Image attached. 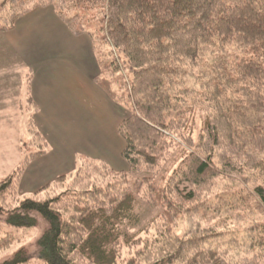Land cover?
<instances>
[{"label":"trees","instance_id":"obj_1","mask_svg":"<svg viewBox=\"0 0 264 264\" xmlns=\"http://www.w3.org/2000/svg\"><path fill=\"white\" fill-rule=\"evenodd\" d=\"M46 6L90 38L96 83L128 110L129 170L82 158L22 195L46 153L35 132L0 179V251L18 240L5 228L41 236L0 264H264V0H4L0 32Z\"/></svg>","mask_w":264,"mask_h":264},{"label":"crops","instance_id":"obj_2","mask_svg":"<svg viewBox=\"0 0 264 264\" xmlns=\"http://www.w3.org/2000/svg\"><path fill=\"white\" fill-rule=\"evenodd\" d=\"M98 76L92 41L74 35L52 6L30 11L0 33V170L19 164L21 142L29 140L26 94L35 107L33 125L47 144L25 169L21 194L75 172L82 158L127 168L119 126L129 113L98 86Z\"/></svg>","mask_w":264,"mask_h":264},{"label":"rangeland","instance_id":"obj_3","mask_svg":"<svg viewBox=\"0 0 264 264\" xmlns=\"http://www.w3.org/2000/svg\"><path fill=\"white\" fill-rule=\"evenodd\" d=\"M4 0H0V4L3 2ZM22 17V16H21ZM19 19V18H18ZM17 19V20H18ZM16 20V21H17ZM15 21V23H16ZM14 23V25H15ZM12 29V28H11ZM10 29V30H11ZM9 31V30H7ZM7 31H3V32H0V33H4V32H7ZM118 104H120L119 102H117ZM121 105V104H120ZM122 106V105H121ZM124 107V106H122ZM125 108V107H124ZM126 109V108H125ZM127 110V109H126ZM29 113V111H28ZM24 132L27 131L28 133V138L29 140L27 141H23L21 142V150L22 148L24 147V145H28L34 138V134L36 131L35 129V126H27L25 127L24 126ZM38 133V132H37ZM25 134V133H24ZM39 134V133H38ZM40 135V134H39ZM45 142V141H44ZM46 144V143H45ZM27 150V153L31 152L32 151V148L29 147V149H26ZM46 152H47V144H46ZM22 155H23V150L21 152V158H22ZM39 157V156H38ZM37 158V157H36ZM35 158H33L30 162H32ZM88 158H83V160H87ZM90 160V159H88ZM124 160V159H123ZM125 161V160H124ZM9 163V161H7ZM30 162L28 163V165L26 166V168L29 166ZM103 162V161H102ZM21 163V159H20V162L19 164ZM105 163V162H104ZM126 163V162H125ZM18 164V165H19ZM80 164V163H79ZM83 164V162L81 163ZM127 164V163H126ZM17 165V166H18ZM17 166L11 171V172H8L7 168L3 167V169L0 170V179H4L6 178L7 176H9L16 168ZM127 168L124 170V171H128L129 170V167L128 165H126ZM113 167L112 170L113 171H116V172H119L121 171L120 167L118 164L116 163H113ZM25 168V169H26ZM111 168V167H110ZM7 170V171H6ZM77 170V168H76ZM25 171V170H24ZM75 172L69 174V175H73ZM21 180V179H20ZM20 191V190H19ZM21 193V192H20ZM22 195H25V194H22ZM27 195H30V194H27ZM138 211H140V223H139V227L141 230L146 227V225L151 222V218L155 216V212L149 210L144 204H141L139 205L138 207ZM6 232H13L17 237H18V240L15 241V243H12L11 245H9L8 247H6L4 250H1L0 251V262H4L5 260L9 259L13 253L17 252L19 249L21 248H28V249H32L33 247V244L40 238L41 236V230H32V231H28V232H22L21 230H16L14 229L13 227H10V228H5L4 229ZM185 226L182 225V223H177L176 224V227H174V232L176 234H183V232L185 231ZM4 231V232H5ZM0 236H2V238L4 237V234L1 233ZM20 236H21V240H20ZM30 264H37V263H30Z\"/></svg>","mask_w":264,"mask_h":264}]
</instances>
